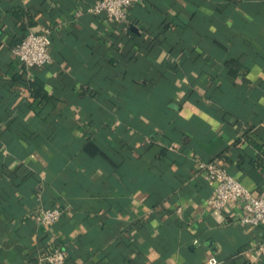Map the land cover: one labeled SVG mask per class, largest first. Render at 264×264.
<instances>
[{
  "label": "crops",
  "instance_id": "obj_1",
  "mask_svg": "<svg viewBox=\"0 0 264 264\" xmlns=\"http://www.w3.org/2000/svg\"><path fill=\"white\" fill-rule=\"evenodd\" d=\"M94 1L0 0V264H47L54 245L65 264H264V225L208 206L198 172L216 160L264 189L245 140L264 142V0H145L126 24ZM14 8L52 30L44 69L13 53ZM35 77L54 97L40 113ZM39 207L64 215L45 227Z\"/></svg>",
  "mask_w": 264,
  "mask_h": 264
},
{
  "label": "built area",
  "instance_id": "obj_2",
  "mask_svg": "<svg viewBox=\"0 0 264 264\" xmlns=\"http://www.w3.org/2000/svg\"><path fill=\"white\" fill-rule=\"evenodd\" d=\"M144 0H95L88 8L93 15L106 14L119 23L128 22V11ZM52 30L43 26L38 32H30L21 44L13 49L16 59L27 68L44 67L52 63L50 47ZM198 172L214 185V193L207 199V204L216 210L233 213L239 211L237 223L243 228L264 225V189L255 192L236 178L218 161H198ZM181 211V209H179ZM59 207H39L35 211L36 221L51 227L63 217ZM199 241L196 240L197 244ZM256 257L264 256V239L255 247ZM47 264H65L67 253L62 246L54 245L44 258ZM219 259L213 256L207 264H218Z\"/></svg>",
  "mask_w": 264,
  "mask_h": 264
},
{
  "label": "trees",
  "instance_id": "obj_3",
  "mask_svg": "<svg viewBox=\"0 0 264 264\" xmlns=\"http://www.w3.org/2000/svg\"><path fill=\"white\" fill-rule=\"evenodd\" d=\"M136 5H138V4H136ZM136 5H134V6H136ZM134 6H132L131 8H133ZM12 15L17 21L21 22L20 30L22 31V35L20 36V38L18 39V41L16 42V44L14 46V48H15L16 46H18L19 44H21L23 42V40L26 38V36L31 32L28 29L35 26L37 24V21L35 19L34 14H32L28 10H24L21 8H14L12 10ZM103 15H106V14H103ZM95 16H102V15H95ZM128 21H129V15H128ZM117 23H119V22H117ZM126 23H121V24H126ZM170 23H171L170 21L166 22L165 31H168V29L170 27ZM51 40L53 41V34H51ZM138 43L141 46V50L146 49L150 45L153 44V42L148 41V39L145 41L144 37L141 39H138ZM131 58L132 57L128 56L127 60H130ZM111 61H112V63L113 62L115 64L117 63L116 60H111ZM232 64H233V62L231 63V65ZM44 67H46V66H44ZM44 67H32L29 69H33V70L34 69H44ZM16 80L17 81L20 80L19 74L16 76ZM27 86L29 87L32 98H33V100L29 103V106L32 108L33 111L40 113V111L44 107H46L50 104H53L54 97L52 95H50V93L48 92V90L46 88L45 80H43L40 77H35L34 79H32L28 82ZM245 140L248 141L249 146H253L257 150V153L251 157L250 163L252 164V166L254 168L264 172V142L256 141L253 133L250 132V130L247 131V133L245 135Z\"/></svg>",
  "mask_w": 264,
  "mask_h": 264
}]
</instances>
